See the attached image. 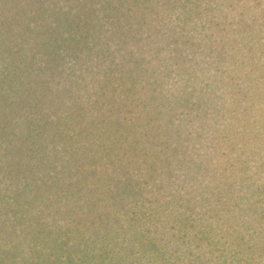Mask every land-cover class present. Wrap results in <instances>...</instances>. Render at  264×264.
Returning <instances> with one entry per match:
<instances>
[{
    "label": "trees",
    "instance_id": "trees-1",
    "mask_svg": "<svg viewBox=\"0 0 264 264\" xmlns=\"http://www.w3.org/2000/svg\"><path fill=\"white\" fill-rule=\"evenodd\" d=\"M0 264H264V0H0Z\"/></svg>",
    "mask_w": 264,
    "mask_h": 264
}]
</instances>
